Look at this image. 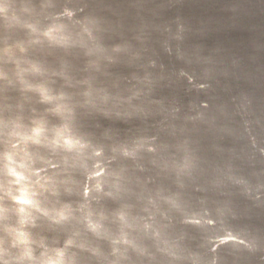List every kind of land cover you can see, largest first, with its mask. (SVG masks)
Here are the masks:
<instances>
[{
  "label": "clouds",
  "instance_id": "obj_1",
  "mask_svg": "<svg viewBox=\"0 0 264 264\" xmlns=\"http://www.w3.org/2000/svg\"><path fill=\"white\" fill-rule=\"evenodd\" d=\"M165 10L0 0V264H264V114Z\"/></svg>",
  "mask_w": 264,
  "mask_h": 264
},
{
  "label": "water",
  "instance_id": "obj_2",
  "mask_svg": "<svg viewBox=\"0 0 264 264\" xmlns=\"http://www.w3.org/2000/svg\"><path fill=\"white\" fill-rule=\"evenodd\" d=\"M162 14L173 32L180 26L182 49L207 61L214 70L213 85L223 98L243 96L253 100L250 132H259L257 121L264 110V0H165ZM239 120V117H237ZM232 147L228 138L217 142ZM246 222H264V208L244 209Z\"/></svg>",
  "mask_w": 264,
  "mask_h": 264
}]
</instances>
